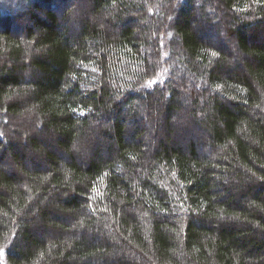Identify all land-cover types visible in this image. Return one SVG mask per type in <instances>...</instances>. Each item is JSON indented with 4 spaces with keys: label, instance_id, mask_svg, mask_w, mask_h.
I'll list each match as a JSON object with an SVG mask.
<instances>
[{
    "label": "trees",
    "instance_id": "obj_1",
    "mask_svg": "<svg viewBox=\"0 0 264 264\" xmlns=\"http://www.w3.org/2000/svg\"><path fill=\"white\" fill-rule=\"evenodd\" d=\"M0 253L264 264V0H0Z\"/></svg>",
    "mask_w": 264,
    "mask_h": 264
},
{
    "label": "rangeland",
    "instance_id": "obj_2",
    "mask_svg": "<svg viewBox=\"0 0 264 264\" xmlns=\"http://www.w3.org/2000/svg\"><path fill=\"white\" fill-rule=\"evenodd\" d=\"M74 1H75V0H70V3H74ZM44 3H45V2H44ZM75 3H76V2H75ZM45 4H46V3H45ZM45 4H42V3H41L40 6H41L42 8H45V7L47 6V5H45ZM71 5L74 7L76 4H71ZM86 5H87V4H86ZM76 7H77V6H76ZM76 7H75V8H76ZM76 10H77V9H75V10L73 9V10H72V15H74V13H76V12H75ZM140 29L142 30V27H140ZM212 36H213V33H212ZM162 37H165L164 34H162ZM165 40H166V38H163L162 45H165V46H166V42H165ZM165 74H166V73H165ZM188 87H189V86H188V83L185 84V86L183 87V92L186 93L187 95H188V93H189L188 90H187ZM3 257H4V255H3L2 253H0V260L2 261V263H4V259H3ZM1 261H0V264H2Z\"/></svg>",
    "mask_w": 264,
    "mask_h": 264
},
{
    "label": "snow or ice",
    "instance_id": "obj_3",
    "mask_svg": "<svg viewBox=\"0 0 264 264\" xmlns=\"http://www.w3.org/2000/svg\"><path fill=\"white\" fill-rule=\"evenodd\" d=\"M257 2H259V0H257ZM212 54H213L214 56L216 55V53H215V52H213Z\"/></svg>",
    "mask_w": 264,
    "mask_h": 264
}]
</instances>
